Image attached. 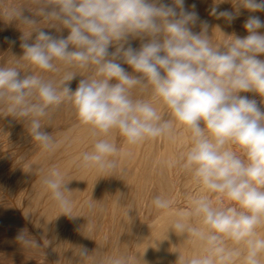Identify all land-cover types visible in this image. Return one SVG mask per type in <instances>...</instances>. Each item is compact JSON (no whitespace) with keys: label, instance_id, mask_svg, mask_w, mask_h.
<instances>
[{"label":"clouds","instance_id":"clouds-1","mask_svg":"<svg viewBox=\"0 0 264 264\" xmlns=\"http://www.w3.org/2000/svg\"><path fill=\"white\" fill-rule=\"evenodd\" d=\"M238 2L250 12L264 11V0ZM34 3V17L42 18L39 22L23 15L21 7L0 13L9 21L32 28L27 37L23 36L20 58L46 72L59 71L57 61L80 69L94 66L95 75L81 79L72 91L68 82L76 73H65L56 84L18 67H0V104L6 105L12 117L28 120L31 139L45 151H54L58 144L44 130L41 118L64 103L73 105L79 121L90 126L93 136H106L116 129L128 144L135 145L148 138L172 135V119L163 118L150 102L133 99L130 94L135 87L151 86L175 121L192 134L184 168L193 172L197 182L223 194L241 209L213 206L207 197L192 199L191 210L180 213L170 230L181 236L190 234L205 242L206 247L202 255L185 264H230L240 253L227 249L224 237L246 243L245 264H260L264 238L256 237L255 228L264 218V110L255 99L240 93L264 97V60L258 58L264 54V34L258 32L264 28V21L249 16L243 25L247 36H232V40L215 46L208 35L207 21L201 22L199 33L191 30L199 15L185 9V0H171V4L164 0ZM210 14L231 23L239 11L213 7ZM42 21H48L49 27L67 28V38L35 27ZM32 33L35 39L29 43ZM130 37L143 41L139 49L128 43ZM113 45L115 50L110 52ZM121 62L134 74H129ZM229 142L242 148L246 160L225 149ZM118 151L109 139H97L92 150L82 154L81 166L115 171ZM42 183L51 191L62 214L75 217L71 215L72 201L66 195L71 191L61 172L50 169ZM152 204L156 209H168L171 201L156 196ZM190 215L201 216L206 230L189 226L185 221ZM24 233L17 236L18 241L38 247ZM79 255L88 256L87 249L80 248ZM109 264H129V259L121 257Z\"/></svg>","mask_w":264,"mask_h":264},{"label":"rangeland","instance_id":"rangeland-1","mask_svg":"<svg viewBox=\"0 0 264 264\" xmlns=\"http://www.w3.org/2000/svg\"><path fill=\"white\" fill-rule=\"evenodd\" d=\"M2 1L3 2L6 1L5 3H3L5 5H7V4L9 5L12 3L13 7H21L23 15L28 16V17H34V11H35V7H36L34 0H0V2H2ZM168 1H170V2H168ZM201 1L202 0H193V1L192 0H185V9L188 11H196V12H198V15H199V20H197L195 25L190 26L191 30L195 33H199L201 31L200 27H202V24H201L202 21H207L209 18H210V20L213 18L215 19V16H213V15H211V17L209 16L210 15L209 10H211V8L217 7L219 10L230 9L228 11H232L234 13L237 10L239 11L238 17L234 21H232L231 23H229L226 19L222 18V20L225 22L224 23L222 22L221 28L223 31H225L224 32L225 34L223 33V35H224L223 37H221L222 34H221V36L219 35L221 38H223V42H221L220 44H218V40H216L217 38L219 39V37L214 36V33L211 30H208V35L210 37V40H211L212 44L215 46L222 45L225 42L232 40L233 38L229 37V36H240L241 38L247 36L248 33L245 30L243 25L249 16H258L262 21H264V11H256L254 13L250 12L249 10L242 7L239 4L238 0H232V1L231 0H214V1L213 0H203V1H205V2H202L203 4L201 3ZM164 2L171 4V0H164ZM192 4L196 5L195 10H193L191 8ZM207 12H208V14H207ZM34 18H36L38 22L42 19L40 17H34ZM239 21H241V22H239ZM241 24H242V26H241ZM19 25L21 26V33L17 34ZM231 25H232V27H231ZM49 26H50V24L48 21H42L39 25H36L35 27H41V30L48 32V33H51L54 36H58V37L63 36L64 38H67V36L69 34V30L67 28H63L62 26H58V28H53V27H49ZM0 27H1L0 28V62H1L2 57H4L3 56L4 53H3V49L1 48V44L7 42L8 43V50H9L8 52H12L13 49L15 48L14 43L17 42V39L21 38V39H18V41H21V43H22L23 42V36L27 37L30 34V32L32 31V28L30 26L23 25L22 23H19L17 21H9V18L3 19L2 15L0 16ZM224 27H225V29H224ZM208 29H210V28H208ZM228 30H229V32H228ZM259 31H262L261 33L264 34V28L259 29ZM230 32L233 33V35H231ZM226 33H227V36H226ZM35 35H36L35 33H32V35L28 41L29 43L34 41ZM12 42H14V43H12ZM142 42L143 41H141L138 38L132 39L130 37L128 43L131 44L132 47L139 49ZM127 46L128 45H125V47H127ZM114 50H115V46L114 45L110 46L109 51L111 52ZM223 50L224 49L221 48V51H223ZM22 51H23V49H22ZM22 55H23V52H22ZM258 58L264 60V54L259 55ZM56 64H57L59 71H57V72H46V71H42V70L36 68L34 65H30L28 62L24 61V72L30 71L33 74L42 75L45 79L52 80L54 83L59 84V82L63 79V76L65 75V73L71 71V72L77 74L72 81L68 82V87H70V89L72 91H75V89L78 87V84H79L81 79L88 78L90 76L95 75L94 66L90 67L88 69H80L77 67L65 66L62 62H59V61H57ZM122 67H124L125 70L129 74H134L131 67L128 66L127 64L122 63ZM112 82L114 83L115 81H112ZM132 90L133 89L130 90V94H131ZM249 94H250L249 98L250 99L254 98L257 101L258 106H260L261 109L264 110V102H262V101H264L263 97H262L263 100L260 101L261 96L258 97L259 96L258 94L253 93V92H249ZM253 94H254V96H253ZM4 115H3L4 117L2 116L0 118V134H1L0 135V249H1L0 250V264H109V261H111V260L121 258V257H126V256L131 262L129 264H132V259L135 256V252H134L135 248L134 247L136 245V241H137V239L139 241V238H142L144 232H145V234L147 232V231L143 230L144 227L146 229L149 226V223H150V225H155L154 227H156V225L158 226V224H156L155 221L157 219H159V217L161 216V211H165V209H156L155 206L151 203L153 201V199L156 196H160L162 198L165 197V199H168L171 201L170 207H172V206L177 207V204H178V206H180V204H181L180 199L182 198L183 195H185L187 197H188V195L190 196L191 194L194 195V193H192L193 192L192 187H193L194 183H197V180H195L193 172L191 170H189L190 171L189 172L188 169H185L183 166L185 161H186L185 160V158H186L185 154H187V152L190 150V148L192 146V140H191L192 135H190L191 132L188 133V136H187L188 139L185 140L188 143H185V141H182L181 139H182L183 135H180L179 132H182V130L184 129V126L180 125V124H179L180 126L179 125L176 126L179 122L175 121V119L173 121V127L174 128L172 131V136H170L172 141L169 139V136H166V138H165V136L161 137V138H156L157 140L155 139V142H154L155 144L152 141V146H151L153 148V144H154L155 149H152L151 147H149V149H148L146 147L149 146L148 143L151 140L149 138L150 140L146 139V140L142 141L141 150H139V151H137L136 146H134V145L131 146V144L129 147H128V145H126L128 148L125 146L124 148H126V149H123V146L125 143H127V141H126L125 137L121 136V134L119 133L118 130L113 129L106 136L104 134H101L99 136H93L90 132L91 131L90 126H89L90 130H89V128L87 129L88 125L86 126L79 121L73 105L71 103H64V104L60 105L58 108L50 109L48 116L41 118V123H42V126H44V130L46 132H48L49 134H51L53 136L54 140L58 144V147L56 149L59 151H57L55 149L54 151L49 152V151H45L44 149H42L41 146L39 145V143L36 142L34 139H31V136L29 134L30 124H29L27 119L26 120L24 119V121H23L19 117L14 118L7 112V109L5 110ZM174 123H176V124H174ZM48 124H50L52 126H49ZM26 125L29 127L28 129H27ZM78 128L79 129L81 128V129L79 130ZM175 129H178L179 132L176 131ZM87 130H89V131H87ZM83 131H85L88 135L85 136V132H83ZM64 132H66V133H64ZM81 132L84 133V135L83 134L81 135ZM174 132H178V133L175 134ZM65 134H66V136L67 135L68 136L67 137L64 136ZM174 135H175L176 139L173 137ZM100 136L103 138L109 139L110 141H113V143L116 144V146L119 150L118 154H117L118 157L116 156L115 159L118 160V164H119V166L121 164V166L120 167L118 166V168L115 171L104 172V171L98 170L96 168H90L91 169L90 170L89 168L82 167L80 164L81 156H82L81 154H83L84 152H89L88 151L89 149L91 151L92 150L91 148L94 145V143L96 142L97 138L102 139V138H99ZM60 137H64V138H60ZM79 137L81 139H79ZM177 138L178 139L180 138V141H178ZM159 139H161V140H159ZM74 140H76V141H74ZM175 140H177V141H175ZM79 141H83V143L80 142V146H82V147H80V149L78 147ZM75 142H78V143H75ZM89 142H91L92 144H90ZM171 142H175V145H174V143L171 144ZM189 142H190V144H189ZM85 143H89V145H87ZM158 143H160V144H158ZM181 143L182 144L184 143L185 146L182 145ZM64 144L66 146H67V144L70 145L69 148L71 149V151L68 149V151H70V152H67V149H66ZM177 144H180V146H181L180 150H178V148H180V147H178ZM60 145H63L64 147L60 146ZM86 145L90 146L91 148L90 147H89V149H87L88 147L85 148L84 146H86ZM175 146H176L177 152H175V150L173 149V148H175ZM74 147L76 150L78 148V151L74 150ZM168 147H170V151H169ZM171 147H172L173 151L171 150ZM185 147H187V148H185ZM67 148H68V146H67ZM83 148H85V149H83ZM150 148L152 150H154L155 153L152 150L149 151ZM72 149L74 150L73 153H72ZM81 150H83V151H81ZM122 151L125 152L124 154L129 153L128 156L126 155V157L128 158V159H126V161H125L126 157L121 156L119 154ZM235 151H236L235 152L236 154L241 155V158L246 160V156L244 155V152H243L241 147L235 149ZM182 152H184V154ZM153 153L155 154V156L153 155ZM62 154H63V156H62ZM151 155H153V158L151 160H149L150 159L149 156H151ZM183 155H185V156H183ZM74 156H76V157L74 158ZM158 156H161L160 157L161 159L159 158L160 161L162 160L161 162L157 161ZM166 157H168V158H166ZM180 157H182L183 160ZM37 158H38V160H37ZM136 158H137V161L139 160L138 162L134 161V160H136ZM66 159L70 160V162ZM72 159L75 161L74 162L71 161ZM121 159H122V162L125 161L126 164L124 163L122 165V162H120ZM170 159H171L172 163L169 162ZM172 159H174V160L172 161ZM180 159H181V162L179 161ZM35 160H37V161H35ZM129 160H130V162H129ZM63 161H64V163H63ZM67 161L69 164H66ZM140 161H141V163H139ZM167 162L169 164H167ZM70 163H71V165H70ZM161 163H162V165H161ZM170 163H171L173 168L170 166ZM58 164H59V166H58ZM62 165H63V167H62ZM65 165H67L66 168H65ZM69 165H70V167H69ZM158 165L163 166L164 170L161 167L162 170L164 171V172H162L163 174L161 172H159V171H161V169L159 168L160 166H158ZM164 165L167 166V167L166 166L165 167L168 171L165 170ZM168 165H169V167H168ZM131 167H132V169H131ZM170 167L172 169H170ZM38 168H39V170H38ZM52 168H56L61 172V174L64 177V181L68 182V184H67L68 189H70V191L73 190L72 191L73 193H71V194L66 193V195H68L70 197L71 201L74 200L72 202L73 206H72L71 215L75 216V217H71V218L68 216L65 217V215L62 214V210L59 208L57 203L51 198L52 197L51 191L49 189H47V187L42 183V178L45 175H47L49 170ZM65 169H67V170H65ZM70 169H71V172H70ZM123 169H125V170H123ZM86 170H87V173H89L88 176H86L87 174L83 173V172L86 173ZM88 170H90L91 172H89ZM148 170H150V171H148ZM151 170L154 171V173ZM155 170L161 174L157 173ZM170 170H173V173H174V176L171 177L174 179L172 185L170 183L172 179H170V175H168ZM185 170H186V172H185ZM78 172H80V173H78ZM95 172H98V174ZM135 172H136V174H135ZM150 173H151V175H150ZM152 173H153V175H152ZM164 173L167 176H169V178L166 175H164ZM92 174L94 176H91ZM130 174H132V175L130 176ZM75 175H76V178H75ZM123 175H125V178ZM149 175L151 177H153L154 180L153 181L148 180L149 182L146 180L147 185H145L144 182H146V181H144L143 179H146L147 176H148L147 179H151ZM156 175L157 176L159 175V177L161 179L159 177H156ZM162 175H164L165 178ZM185 175L187 177H190V180H192V181L188 182L189 179L187 177H185ZM83 176L85 177V180L83 179ZM120 176L121 177L123 176V178H121ZM69 177H71L72 181L74 179V181L73 182L70 181ZM90 177L91 178L95 177V180L93 178L90 179ZM96 177H98V179ZM166 177L168 179H170V182L168 181V179ZM191 177H193V179ZM163 178L166 180H163ZM122 180L124 182H122ZM161 180H163V181H161ZM80 181H81V183H80ZM185 182H187V183L185 184ZM74 183L76 184V186H74L75 185ZM166 183H168V184H166ZM189 183H191V184H189ZM81 184H83V185H81ZM138 184H139V186L137 187ZM79 185H80V187H79ZM84 185H86V187H87L86 189H85ZM142 185H144V186L142 187ZM167 185H170V186H167ZM189 185L191 188L190 190H189ZM191 185H192V187H191ZM186 186H187V188H185ZM141 187L143 189H140ZM144 187H146V188H144ZM177 187H179L180 189L179 188L177 189ZM180 191H183L182 195H180ZM42 192H44V193H42ZM79 192H81L80 193L81 195L83 194L81 197H80ZM124 192H125V194H124ZM135 193H136V195H135ZM72 194H75V195H72ZM216 194L217 193H215V195H213V200L215 201L216 207L233 206V207H236L238 210H241L240 206L238 204H236L233 201H230L226 196L224 198L223 194L218 193L217 196H216ZM193 195L191 196V198L189 197L191 200L195 198V196L193 198ZM72 196H73V198H72ZM89 197H90V199H87ZM196 198H198V197H196ZM89 200L90 201L92 200V201L90 202ZM141 200H143V201L141 202ZM32 202H33V204H32ZM83 202H84V205H82ZM87 202H89L90 206L88 205ZM29 203H30V205H29ZM133 203H134V206H133ZM52 204L55 206L54 209H51L53 207ZM217 204H218V206H217ZM48 205H51V207ZM74 205H76V206H74ZM80 205H81V207H80ZM83 206H86V207H84L86 209H84ZM192 207L190 206L189 210H191L190 208H192ZM84 210H85V212H84ZM89 210L92 212H90ZM155 210H156V212H155ZM82 211L84 213H82ZM127 213H128V215H127ZM49 215H50L51 219H48ZM130 215H133V216L135 215L133 217L134 220L132 219V221H134V223L131 222L130 219L132 217ZM137 218H138V221H137ZM193 219H194V217L192 216L189 220V222L191 221L190 223H192V224L196 222L195 219L194 220ZM50 220H51V222H50ZM140 220L142 221V223ZM143 221H144V223H143ZM57 223H59V226ZM131 223L136 225L137 227H139L140 232H142L143 234L142 233L139 234V229L138 228L136 229V227L134 225H131ZM55 225H57V227ZM193 225H195V224H193ZM263 225H264V218L262 219V222L255 228L256 237L259 235L257 238H264V226ZM140 226H141V228H140ZM132 227L135 228L137 232L136 231L134 232V229L132 230ZM129 228H130V231H129ZM156 228H158V227H156ZM195 228H196V226H195ZM115 229H116V231H115ZM21 232H25L24 234L28 239H34L35 242L37 243L38 247H36L34 245L21 244L17 239V236ZM158 232H159V235L160 234L162 235L164 233L163 231H160L159 228H158L157 234H158ZM119 233H120V235H119ZM131 234H133V236L140 235L141 237H137L135 240V237L133 238V236H129ZM154 234H156V232ZM90 238H91V240H90ZM131 238L133 240H130V242H132V243L129 244L128 241ZM84 239L88 243H86V241ZM124 239H126V240H124ZM98 240H100V241H98ZM232 241H233L232 239H230L228 237H224L225 247L229 250H234V251H237L240 253V255H239L240 257L239 256L233 257L232 261L230 262V263L233 262V264H235L237 261V258H238V261L244 260L243 257H245L247 254V247H246L247 245L244 241H242V242L241 241L240 242L233 241V243H232ZM98 242H100V243L98 244ZM101 242L102 243L104 242L103 243L104 245H102ZM122 242H125L126 247H123L124 243L122 244ZM173 243H174V241L171 242V246ZM127 244H129V245L127 246ZM87 245H88V247H87ZM116 245H117V248H116ZM82 247L87 249L88 256H86V257L79 256L80 248H82ZM174 247L175 246H173L172 248H174ZM125 250H126V252H125ZM72 252H73V255H72ZM123 252H125V254ZM119 253L122 254L121 257H119L120 256ZM102 254H103V256H102ZM258 258L260 260V264H263L264 263V252H261L259 254ZM92 259H93V261H92ZM82 261H84V262L82 263Z\"/></svg>","mask_w":264,"mask_h":264},{"label":"bare ground","instance_id":"bare-ground-1","mask_svg":"<svg viewBox=\"0 0 264 264\" xmlns=\"http://www.w3.org/2000/svg\"><path fill=\"white\" fill-rule=\"evenodd\" d=\"M193 1V0H192ZM214 1V0H213ZM232 1V0H231ZM6 2V1H5ZM5 2H0V12L1 13H3V11H4V9H6V8H10L11 6H12V3L11 4H7V5H5V4H3V3H5ZM168 2H170V1H168ZM200 2V1H199ZM202 2H205V1H201V3ZM207 2V1H206ZM219 2V1H218ZM230 2V1H229ZM217 3V2H216ZM220 3V2H219ZM228 3V2H227ZM203 4V3H202ZM206 4V3H205ZM211 4V3H210ZM218 4V3H217ZM216 4V5H217ZM224 4V3H223ZM19 5V4H18ZM193 5V4H192ZM214 5V4H213ZM223 6V5H222ZM229 6V5H228ZM13 7V6H12ZM227 7V6H226ZM233 7V6H232ZM234 8V7H233ZM208 9V8H207ZM212 9V8H211ZM193 10H195V9H193ZM228 10H230V9H228ZM209 11H211V10H209ZM254 13V12H253ZM207 14H208V12H207ZM206 14V15H207ZM258 14V13H257ZM2 15V14H1ZM0 15V16H1ZM3 16V19H7L8 17L7 16H4V15H2ZM210 17H211V14L209 15ZM7 17V18H6ZM213 17V16H212ZM207 22H208V25H209V27L208 28H210V29H208V30H211L213 33H214V36H218L219 37V39L217 38H215L216 40H218V44H220L221 42H223V38H221V37H223L224 35H223V33L225 32V31H223L222 30V22L224 23L225 21H223L222 20V18H217L216 16H215V19L213 18V19H211L210 20V18L207 20ZM239 22H241V21H239ZM17 26V25H16ZM20 26V25H19ZM18 26V32H17V34H20L21 33V26L19 27ZM241 26H242V24H241ZM200 27V26H199ZM226 27V26H225ZM225 27H224V29H225ZM231 27H232V25H231ZM230 27V28H231ZM1 28V27H0ZM201 28V27H200ZM236 28V27H235ZM231 31V30H230ZM210 32V31H209ZM228 32H229V30H228ZM258 32L260 33V34H263V33H261L262 31H259L258 30ZM212 33V34H213ZM231 33V32H230ZM221 34H222V36H221ZM225 34V33H224ZM221 37H220V36ZM231 35H233V33H231ZM213 36V35H212ZM213 36V37H214ZM226 36H227V33H226ZM229 37H232V36H229ZM240 37V36H239ZM233 38V37H232ZM18 39H21V38H18ZM18 39H17V42H15L14 43V49H13V51L12 52H8L9 50H8V43L6 42V43H2L1 44V48L3 49V56L4 57H2V59H1V62H0V67H18V68H20V70L21 71H24V61H23V59H21L20 57L22 56V48L20 47V45H21V41H18ZM222 39V40H221ZM230 39V38H229ZM228 40V39H227ZM10 48V47H9ZM6 50V51H5ZM2 52V51H1ZM262 57V56H261ZM79 70V69H78ZM39 71V70H38ZM71 72V71H70ZM91 74V73H90ZM93 75V74H92ZM83 76V75H82ZM240 95H242V96H247V97H250V94H249V92L248 93H240ZM131 96H132V98L133 99H142V100H145V101H148V102H150L152 105H153V107L154 108H156V110H157V112H158V114H160L163 118H165V119H172L173 121H174V118L172 117V114H171V110L164 104V102H163V100L161 99V98H159V97H157V96H154V94H153V90H152V88H151V86H149L148 88H145V89H141L140 87H135V88H133V90H132V92H131ZM253 96H254V94H253ZM257 97V96H256ZM258 97H260V96H258ZM254 99V98H253ZM260 99V98H259ZM263 99H264V97H263ZM262 99V97H261V100L260 101H262L263 100ZM5 110H6V105H4V104H0V118L4 115V112H5ZM5 116V115H4ZM3 116V117H4ZM26 120V119H25ZM174 124H176V123H174ZM180 123H178L176 126H178ZM8 125V124H7ZM49 126H52V125H50V124H48ZM181 125V124H180ZM179 125V126H180ZM27 126V125H26ZM87 126V125H86ZM85 126V127H86ZM202 126H203V124H202ZM47 127V126H46ZM29 127L27 126V129H28ZM89 128V126L87 127V129ZM174 128V127H173ZM79 129V128H78ZM81 129V128H80ZM79 129V130H80ZM85 129V128H84ZM89 130H90V128H89ZM89 130H87V131H89ZM176 131H178V129H175ZM182 130V129H181ZM180 130V131H181ZM74 132V131H73ZM83 132H85V131H83ZM91 132V131H90ZM179 132V131H178ZM178 132H174L175 134L176 133H178ZM206 132H207V130H206ZM19 133V132H18ZM63 133V132H62ZM61 133V134H62ZM64 133H66V132H64ZM173 133V134H174ZM188 133H190V131L184 126V129L182 130V132H179V134L180 135H183L182 136V141H185L186 139H188L187 138V136H188ZM84 135V133H82L81 132V135ZM1 135V134H0ZM17 135V134H16ZM86 135H88L86 132H85V136ZM190 135H192L191 133H190ZM60 136V135H59ZM63 136V135H62ZM64 136H66V134L64 135ZM68 136V135H67ZM66 136V137H67ZM116 136V135H115ZM122 136V135H121ZM172 136V135H171ZM178 136V135H177ZM28 137V136H27ZM174 138H175V135L173 136ZM60 138H64V137H60ZM97 138V137H96ZM99 138H102V139H104L103 137H99ZM159 138H161V137H159ZM165 138H166V136H165ZM79 139H81L80 137H79ZM98 139V138H97ZM149 139V138H148ZM151 139V140H150ZM149 140H150V142L148 143L149 144V146L148 147H146V148H148L149 149V147H151L152 146V141H153V143L155 142V139L156 138H150ZM164 139V138H163ZM169 139L171 140V137H169ZM168 139V140H169ZM176 139V138H175ZM178 139V138H177ZM157 140V139H156ZM159 140H161V139H159ZM166 140V139H165ZM192 140V139H191ZM190 140V141H191ZM26 141V140H25ZM74 141H76V140H74ZM172 141V140H171ZM175 141H177V140H175ZM178 141H180V138L178 139ZM80 142H82L83 143V141H79V145H78V147H79V149H80V147H82V146H80ZM85 142V141H84ZM92 142V141H91ZM91 142H89L90 144H92ZM113 142V141H112ZM159 142V141H158ZM75 143H78V142H75ZM89 143H85V144H87V145H89ZM142 142H139V143H137L136 145H134V146H136V149H137V151H139V150H141V144ZM161 143V142H160ZM160 143H158V144H160ZM164 143V142H163ZM172 143H174V145H175V142H171V144ZM185 143H188V142H186L185 141ZM84 144V145H85ZM155 144V143H154ZM154 144H153V148L152 149H155L154 147ZM182 144V143H181ZM189 144H190V142H189ZM65 145V144H64ZM84 146L85 148L86 147H88L87 149H89V147L90 146ZM126 145H128V147L130 146V144H127V143H125L124 144V146H123V149H126V148H124ZM178 145V147H180V148H178V150H180L181 149V146H180V144H177ZM182 145H184L185 146V144L183 143ZM187 145V144H186ZM60 146H63V145H60ZM67 146H68V148H67ZM67 146L65 145V147H66V149H67V152H70L71 151V149L69 148L70 147V145H68L67 144ZM92 146V145H91ZM132 146V145H131ZM133 146V147H134ZM164 146V145H163ZM162 146V147H163ZM168 146V145H167ZM171 146V145H170ZM190 146V145H189ZM64 147V146H63ZM76 147V146H75ZM75 147H74V150H76L75 149ZM93 147V146H92ZM127 147V146H126ZM127 147V148H128ZM160 147V146H159ZM166 147V146H165ZM225 149H227V150H231V151H234V152H236L235 151V149H237V148H240V146L239 145H236V144H233V143H231V142H229V143H227L225 146ZM85 148H83V149H85ZM91 148V147H90ZM150 148V150L149 151H151L152 149ZM164 148V147H163ZM169 148V151H170V147H168ZM167 148V149H168ZM185 148H187V147H185ZM189 148V147H188ZM65 149V150H66ZM68 149L70 150V151H68ZM92 149V148H91ZM132 149V148H131ZM147 149V150H148ZM174 150H175V152H177L176 151V146H175V148H173ZM183 149V148H182ZM57 150V149H56ZM73 149H72V153H73V151H74ZM162 150V149H161ZM171 150H172V147H171ZM186 150V149H185ZM57 151H59V150H57ZM56 151V152H57ZM76 151H78V148H77V150ZM81 151H83V150H81ZM86 151V150H85ZM88 151H90V149L88 150ZM124 151V150H123ZM120 152L119 154L121 155V156H125L126 157V155L128 156L129 155V153H127V154H124L125 152ZM132 151V150H131ZM153 152H154V150H152ZM173 151V150H172ZM184 151V150H183ZM188 151V150H187ZM186 151V152H187ZM62 152V151H61ZM64 153V152H63ZM135 153V152H134ZM155 153V152H154ZM153 153V155L155 156V154ZM162 153V152H161ZM165 153V152H164ZM163 153V154H164ZM181 153V152H180ZM183 154H184V152H182ZM78 154V153H77ZM148 154V153H147ZM82 155V154H81ZM150 155V154H149ZM153 155H151V156H149V160H151L152 158H153ZM181 155V154H180ZM186 155V154H185ZM185 155H183V156H185ZM238 155V154H237ZM62 156H63V154H62ZM66 156V155H65ZM77 156V155H76ZM76 156H74V158L76 157ZM172 156V155H171ZM179 156V155H178ZM239 156H241V155H239ZM70 157V156H69ZM118 157V156H117ZM161 156H158V162L160 161L159 160V158H160ZM186 157V156H185ZM11 158V157H10ZM122 158V157H121ZM130 158V157H129ZM164 158V157H163ZM162 158V159H163ZM166 158H168V157H166ZM181 159H182V157H180ZM126 159H128L127 157L125 158V161H126ZM161 159V158H160ZM175 159V158H174ZM174 159H172V161L174 160ZM181 159L179 160L180 162H181ZM8 160V159H7ZM37 160H38V158H37ZM37 160H35V161H37ZM65 160V159H64ZM66 160H68V159H66ZM143 160V159H142ZM164 160V159H163ZM169 160V159H168ZM167 160V161H168ZM183 160V159H182ZM69 162H70V160H68ZM68 161L66 162V164H69L68 163ZM71 161H75V160H71ZM125 161H123L122 162V159H121V161L120 162H122V165L125 163ZM133 161V160H132ZM134 161H137V158H136V160H134ZM133 161V162H134ZM139 161V160H138ZM137 161V162H138ZM162 161V160H161ZM160 161V162H161ZM165 161V160H164ZM61 162V161H60ZM129 162H130V160H129ZM136 162V163H137ZM143 162V161H142ZM147 162V161H146ZM169 162H171V159H170V161ZM176 162V161H175ZM186 162V161H185ZM43 163V162H42ZM63 163H64V161H63ZM139 163H141V161L139 162ZM165 163V162H164ZM172 163V162H171ZM171 163H170V166L172 167V165H171ZM79 164V163H78ZM80 164H81V162H80ZM126 164V163H125ZM166 164V163H165ZM167 164H169L168 162H167ZM70 165H71V163H70ZM70 165H69V167H70ZM138 165V164H137ZM142 165V164H141ZM146 165V164H145ZM157 165V164H156ZM161 165H162V163H161ZM58 166H59V164H58ZM66 166L67 165H65V168H66ZM120 166H121V164H120ZM119 166V167H120ZM158 166H160V165H158ZM166 165H164V167H165ZM62 167H63V165H62ZM61 167V168H62ZM163 168V166H160L159 168L161 169V171H159V172H164L163 170H164V168H163V170H162V168ZM167 167V166H166ZM166 167H165V170H167L166 169ZM168 167H169V165H168ZM170 167V169H172ZM42 168V167H41ZM73 168V167H72ZM71 168V169H72ZM142 168V167H141ZM157 168V167H156ZM158 168V169H159ZM33 169V168H32ZM68 169V168H67ZM67 169H65V170H67ZM71 169H70V172H71ZM90 169V168H89ZM131 169H132V167H131ZM169 169V168H168ZM38 170H39V168H38ZM81 170V169H80ZM91 170V169H90ZM90 170H88L89 172H91ZM123 170H125V169H123ZM41 171V170H40ZM69 171V170H68ZM136 171V170H135ZM148 171H150V170H148ZM152 171V170H151ZM156 171V170H155ZM168 171V170H167ZM188 171H189V169H188ZM105 172V171H104ZM153 173H154V171H152ZM157 172V171H156ZM159 172H157V173H159ZM185 172H186V170H185ZM190 172V171H189ZM78 173H80V172H78ZM82 173V172H81ZM84 174H87L86 176H88L89 175V173H87V170H86V173L85 172H83ZM95 173H97L98 174V172H95ZM94 173V174H95ZM100 173V172H99ZM121 173V172H120ZM141 173V172H140ZM139 173V174H140ZM153 173H152V175H153ZM161 173H159V174H161ZM166 173V172H165ZM164 173V175H166ZM35 174V173H34ZM83 174V175H84ZM135 174H136V172H135ZM138 174V175H139ZM156 174V173H155ZM163 174V173H162ZM187 174V173H186ZM132 174H130V176H131ZM137 175V176H138ZM150 175H151V173H150ZM149 175V176H150ZM164 175H162L163 177H164ZM168 175H170V179H172L171 180V182H170V179H168L169 178V176H167L166 178L168 179V181L171 183V185H172V183H173V178H171L172 176H174V173H173V170H170V172H169V174ZM190 175V174H189ZM91 176H94L93 174L91 175ZM97 176V175H96ZM104 176V175H103ZM124 176V178H125V175H123ZM123 176L121 177V178H123ZM155 176V175H154ZM161 176V177H162ZM72 177V176H71ZM71 177H69L70 178V181H72L71 180ZM74 177V176H73ZM119 177V178H120ZM141 177V176H140ZM156 177H159V175L157 176L156 175ZM178 177V176H177ZM176 177V178H177ZM185 177H187L186 175H185ZM75 178H76V175H75ZM93 178V177H92ZM91 177H90V179H92ZM97 179H98V177H96ZM146 178V177H145ZM147 178H148V176H147ZM143 179L144 181H148V180H150V181H153L154 179H153V177H151L150 176V178L152 179ZM155 178V177H154ZM160 178V177H159ZM165 178V177H164ZM163 178V180H166V179H164ZM189 180H190V177H187ZM186 178V179H187ZM192 179H193V177H191ZM83 179L85 180V177L83 176ZM94 180H95V177L93 178ZM102 179V178H101ZM115 179V178H114ZM142 179V178H141ZM161 179V178H160ZM187 179V180H188ZM69 180V179H68ZM89 180V179H88ZM120 180V179H119ZM137 180V179H136ZM163 180H161V181H163ZM188 180V182H191L192 180H190L189 181ZM196 180V179H195ZM73 181H74V179H73ZM72 181V182H73ZM76 181V180H75ZM83 181V180H82ZM92 181V180H91ZM147 181L146 182H144L145 183V185H147L146 183H147ZM167 181V182H168ZM89 182V181H88ZM122 182H124L123 180H122ZM149 182V181H148ZM196 182V181H195ZM80 183H81V181H80ZM79 183V184H80ZM139 183V182H138ZM143 183V184H144ZM187 182H185V184H186ZM73 184V183H72ZM75 184V183H74ZM101 184V183H100ZM109 184V183H108ZM166 184H168V183H166ZM189 184H191V183H189ZM81 185H83V184H81ZM188 185V184H187ZM74 186H76V184L74 185ZM85 186V189L87 188L86 187V185H84ZM90 186V185H89ZM102 186V185H101ZM100 186V187H101ZM139 186V184L137 185V187ZM144 185H142V187H143ZM167 186H170V185H167ZM79 187H80V185H79ZM129 187V186H128ZM140 188V189H143V188ZM147 187V186H146ZM146 187H144V188H146ZM191 187H192V185H191ZM125 188V187H124ZM179 187H177V189H178ZM185 188H187V186L185 187ZM89 189V188H88ZM132 189V188H131ZM138 189V188H137ZM139 189V190H140ZM171 189V188H170ZM180 189V188H179ZM191 188H190V185H189V190H190ZM192 189H193V192L192 193H194V195L193 194H191L190 196L188 195V197L187 196H185V195H183L182 196V198L180 199V206H178V204H177V207L175 206H172V207H169L167 210L165 209V211H161V216L159 217V219H157L155 222H156V224H158V226L156 225V227H158L159 229H160V231H163L164 233L161 235H159V232H158V234H157V231H158V228H156V227H154L155 225H150V223H149V226L145 229V227H144V231H147L146 232V234H145V232H144V234L142 233V232H140V229H139V227H137L136 225H134V224H132V223H134V221H132V219L134 220V216L133 215H130L132 218L130 219L131 220V225H134L135 227H136V229L138 228L139 229V234L140 233H142L143 234V236H142V238H139V241H138V239H137V241H136V245H135V256H134V258L132 259V264H185V262L187 261V260H190L191 258H194V257H197V256H200V255H202L203 253H204V249H205V247H206V245H205V242H203V241H201V240H199L198 238H195V237H193V236H191L190 234H184L183 236H181L179 233H176L175 234V232H173V231H171L170 229H172V225H173V223L175 222V220L179 217V214L180 213H182V212H185V211H190L189 210V207L191 206L192 207V204H191V196L193 195V198H194V196H195V198L196 197H198V198H200V197H207V198H209L210 200H211V202H212V204H213V206H216L215 205V201L213 200V195H215V193H213L211 190H209V189H207L205 186H203V184L202 183H199V182H197V183H194V185H193V187H192ZM70 190V189H69ZM73 190H71V193H73L72 192ZM87 191V190H86ZM125 191V190H124ZM148 191V190H147ZM136 192V191H135ZM179 192V191H178ZM177 192V193H178ZM182 192V193H181ZM186 192V191H185ZM42 193H44V192H42ZM70 193V194H71ZM81 192H79V194H80ZM97 193V192H96ZM116 193V192H115ZM121 193V192H120ZM131 193V192H130ZM78 194V193H77ZM87 194V193H86ZM109 194V193H108ZM124 194H125V192H124ZM150 194V193H149ZM179 194V193H178ZM183 194V191H180V195H182ZM218 194V193H217ZM217 194H216V196H217ZM72 195H75V194H72ZM83 195V194H82ZM81 194H80V197L82 196ZM102 195V194H101ZM135 195H136V193H135ZM177 195V194H176ZM30 197V196H29ZM178 197V196H177ZM190 197V198H189ZM34 198V197H33ZM52 198V197H51ZM70 198V197H69ZM72 198H73V196H72ZM97 198V197H96ZM165 198V197H164ZM224 198H225V196H224ZM76 199V198H75ZM87 199H90V197L89 198H87ZM133 199V198H132ZM136 199V198H135ZM143 199V198H142ZM173 199V198H172ZM219 199V198H218ZM37 200V199H36ZM51 200V199H50ZM49 200V201H50ZM78 200V199H77ZM105 200V199H104ZM117 200V199H116ZM120 200V199H119ZM138 200V199H137ZM146 200V199H145ZM217 200V199H216ZM74 200H72V202H73ZM90 201V200H89ZM92 201V200H91ZM90 201V202H91ZM114 201V200H113ZM143 200H141V202H142ZM220 201V200H219ZM79 202V201H78ZM104 202V201H103ZM125 202V201H124ZM134 202V201H133ZM179 202V201H178ZM229 202V201H228ZM88 203V205H89V202H87ZM121 203V202H120ZM152 203V202H151ZM32 204H33V202H32ZM35 204V203H34ZM37 204V203H36ZM56 204V203H55ZM73 204V203H72ZM86 204V203H85ZM130 204V203H129ZM29 205H30V203H29ZM77 205V204H76ZM76 205H74V206H76ZM82 205H84V202L82 203ZM221 205V204H220ZM235 205V204H234ZM33 206V205H32ZM48 206H50L51 207V205H48ZM52 208L51 209H54V205L52 204ZM73 206V205H72ZM90 206V205H89ZM92 206V205H91ZM95 206V205H94ZM133 206H134V203H133ZM139 206V205H138ZM149 206V205H148ZM217 206H218V204H217ZM19 207V206H18ZM49 207V208H50ZM80 207H81V205H80ZM84 207H86V206H83V208ZM122 207V206H121ZM57 208V207H56ZM55 208V209H56ZM91 208V207H90ZM115 208V207H114ZM19 209V208H18ZM84 209H86V208H84ZM88 209V208H87ZM137 209V208H136ZM191 209V208H190ZM79 210V209H78ZM56 211V210H55ZM88 211V210H87ZM90 211V210H89ZM133 211V210H132ZM84 212H85V210H84ZM83 211H82V213H84ZM90 212H92V211H90ZM127 212V211H126ZM137 212V211H136ZM135 212V213H136ZM142 212V211H141ZM151 212V211H150ZM149 212V213H150ZM155 212H156V210H155ZM129 213V212H128ZM128 213H127V215H128ZM134 213V214H135ZM137 214V213H136ZM160 214V213H159ZM79 216V215H78ZM87 216V215H86ZM129 216V217H130ZM141 216V215H140ZM139 216V217H140ZM159 216V215H158ZM194 217V219H195V223H193V224H195V225H193L192 223H190L189 222V220H190V218L191 217ZM65 217H66V215H65ZM114 217V216H113ZM138 217V218H139ZM138 218H137V221H138ZM5 219V218H4ZM48 219H51L50 218V215H49V218ZM84 219V218H83ZM155 219V218H154ZM193 219V220H194ZM263 219V218H262ZM129 220V219H128ZM104 221V220H103ZM141 221V220H140ZM152 221V220H151ZM38 222V221H37ZM50 222H51V220H50ZM150 222V221H149ZM153 222V221H152ZM189 226H191V227H195L196 226V228L197 229H201V230H206V226L203 224V218L201 217V216H196V215H190V216H188L187 218H186V221H185ZM141 223H142V221H141ZM143 223H144V221H143ZM44 224V223H43ZM52 224V223H51ZM58 224V226H59V223H57ZM104 224V223H103ZM263 224V223H262ZM42 225V224H41ZM50 225V224H49ZM97 225V224H96ZM95 225V226H96ZM116 225V224H115ZM56 227H57V225H55ZM83 226V225H82ZM98 226V225H97ZM128 226V225H127ZM133 226V227H134ZM264 226V225H263ZM36 227V226H35ZM46 227V226H45ZM124 227V226H123ZM132 227V230L134 229V232L136 231V229L135 228H133ZM154 227V228H153ZM140 228H141V226H140ZM90 229V228H89ZM258 230V229H257ZM46 231V230H45ZM115 231H116V229H115ZM129 231H130V228H129ZM55 232V231H54ZM137 232V231H136ZM156 232V234H154ZM258 232V231H257ZM49 233V232H48ZM88 233V232H87ZM44 234V233H43ZM81 234V233H80ZM129 234V233H128ZM138 234V233H137ZM141 234V235H142ZM263 234V233H262ZM119 235H120V233H119ZM2 236V235H1ZM65 236V235H64ZM129 236H133V234H131V235H129ZM162 236V237H161ZM259 236V235H258ZM257 236V237H258ZM261 236V235H260ZM79 237V236H78ZM135 237V240H136V238L137 237H141L140 235H138V236H133V238ZM102 239V238H101ZM127 239V238H126ZM126 239H124V240H126ZM85 240V239H84ZM90 240H91V238H90ZM113 240V239H112ZM116 240V239H115ZM128 240V239H127ZM130 240H133L132 238L131 239H129V244H131L132 242H130ZM44 241V240H43ZM46 241V240H45ZM53 241V240H52ZM86 241V240H85ZM98 241H100V240H98ZM123 241V240H122ZM172 241H174V243L172 244V246H171V242ZM67 242V241H66ZM242 242V241H241ZM86 243H88L87 241H86ZM90 243V242H89ZM100 242H98V244H99ZM102 243V242H101ZM104 243V242H103ZM102 243V245H104ZM124 243V244H123ZM230 243V242H229ZM232 243H233V241H232ZM122 244H123V247H126L125 246V242H122ZM129 244H127V246L129 245ZM228 244V243H227ZM58 245V244H57ZM91 245V244H90ZM93 245V244H92ZM101 245V246H102ZM243 245V244H242ZM173 246H175L174 248H172ZM57 247V246H56ZM87 247H88V245H87ZM104 247V246H103ZM247 247V246H246ZM116 248H117V245H116ZM133 248V249H134ZM239 248V247H238ZM1 250V249H0ZM96 250V249H95ZM108 250V249H107ZM61 251V250H60ZM240 251V250H239ZM102 252V251H101ZM125 252H126V250H125ZM125 252H123L124 254H125ZM80 253V252H79ZM109 253V252H108ZM75 254V253H74ZM120 254V253H119ZM72 255H73V252H72ZM101 255V254H100ZM70 256V255H69ZM80 256V255H79ZM102 256H103V254H102ZM122 256V254H120V256L119 257H121ZM72 257V256H71ZM92 257V256H91ZM127 257V256H126ZM240 257V256H239ZM40 258V257H39ZM61 258V257H60ZM68 258V257H67ZM66 258V259H67ZM243 258H245V257H243ZM242 258V259H243ZM263 258V257H262ZM261 258V259H262ZM65 259V260H66ZM79 259V258H78ZM95 259V258H94ZM113 259V258H112ZM118 259V258H117ZM61 260V259H60ZM92 261H93V259H92ZM167 261V262H166ZM262 261V260H261ZM38 262V261H37ZM84 261H82V263H83ZM129 263H131L130 262V260H129ZM230 264H233V262L232 263H230ZM235 264H245V259L244 260H241V261H238V258H237V261H236V263ZM264 264V263H263Z\"/></svg>","mask_w":264,"mask_h":264}]
</instances>
